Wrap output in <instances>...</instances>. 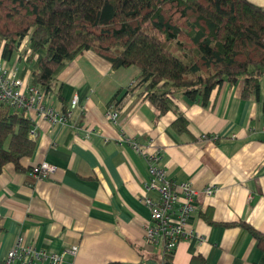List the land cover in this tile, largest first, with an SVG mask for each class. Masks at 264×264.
<instances>
[{
	"label": "crops",
	"instance_id": "0c3cea01",
	"mask_svg": "<svg viewBox=\"0 0 264 264\" xmlns=\"http://www.w3.org/2000/svg\"><path fill=\"white\" fill-rule=\"evenodd\" d=\"M247 1L264 9V0ZM27 49L21 42L11 66ZM25 71L24 63L19 75L27 81ZM138 77L136 67L113 69L90 50L54 76L44 103L70 116L65 124L35 117L33 151L20 160L25 170L10 163L0 168V260L21 237L53 252L76 246L62 264H188L198 254L204 264H264V252L238 224L264 235V71L256 97H241V79L223 80L204 102L173 90L171 109L161 114L136 85ZM73 96L77 103L70 107ZM109 105L114 119L106 117ZM178 115L185 119L182 132L172 127ZM132 141L157 151L168 179L198 191L187 226L199 243L194 235L183 238L165 258L158 246L143 245L149 212L139 198L147 165ZM40 162L52 171L34 180L28 170ZM208 184L216 190L205 197L200 191Z\"/></svg>",
	"mask_w": 264,
	"mask_h": 264
},
{
	"label": "trees",
	"instance_id": "16d2710c",
	"mask_svg": "<svg viewBox=\"0 0 264 264\" xmlns=\"http://www.w3.org/2000/svg\"><path fill=\"white\" fill-rule=\"evenodd\" d=\"M25 40L18 58L29 85L48 92L65 63L90 50L113 69L136 67V85L158 114L171 109L173 90L204 102L223 80L241 79V97H256L264 71V9L247 0H0V57L8 60ZM29 126L24 114L0 105V168L25 170L20 160L34 148ZM172 127L184 131L185 119L176 116ZM238 224L264 252V235Z\"/></svg>",
	"mask_w": 264,
	"mask_h": 264
},
{
	"label": "built area",
	"instance_id": "2783aa9c",
	"mask_svg": "<svg viewBox=\"0 0 264 264\" xmlns=\"http://www.w3.org/2000/svg\"><path fill=\"white\" fill-rule=\"evenodd\" d=\"M45 94L38 86L29 85L25 77L17 73L16 66L0 65V105L21 112L29 119L27 136L31 140H34L36 135L35 117H41L50 124H65L70 116L69 110L57 112L50 104L44 103ZM76 103L77 98L73 96L70 107H74ZM106 117L115 118L112 105L107 107ZM200 137L202 140H215V136L207 134ZM122 141L119 137L117 143L121 144ZM129 144L144 158L147 165L148 177L143 185V194L139 198L149 212V218L143 228V245L158 246L161 256L165 258L183 238L194 235L199 243L200 237L187 226V220L196 208L198 191L187 182L176 183L168 179L163 168L158 165L157 151L150 150L148 144L143 147L133 141ZM51 171L52 166L40 162L29 168L28 175L34 180H41L48 178ZM215 190L214 184H208L200 192L205 197H210ZM76 251L77 247L74 245L67 246L60 252L37 249L17 237L0 260V264H62L65 256L73 258Z\"/></svg>",
	"mask_w": 264,
	"mask_h": 264
},
{
	"label": "rangeland",
	"instance_id": "374dc122",
	"mask_svg": "<svg viewBox=\"0 0 264 264\" xmlns=\"http://www.w3.org/2000/svg\"><path fill=\"white\" fill-rule=\"evenodd\" d=\"M25 42H27V41L25 40ZM13 63H14L13 56L10 57L8 60L2 59L0 57V65L2 67H7V66L10 67ZM15 64H16L17 73L20 74L21 69L24 66V62L20 60V61L16 62Z\"/></svg>",
	"mask_w": 264,
	"mask_h": 264
},
{
	"label": "water",
	"instance_id": "95a60500",
	"mask_svg": "<svg viewBox=\"0 0 264 264\" xmlns=\"http://www.w3.org/2000/svg\"><path fill=\"white\" fill-rule=\"evenodd\" d=\"M165 264H167V263H165Z\"/></svg>",
	"mask_w": 264,
	"mask_h": 264
}]
</instances>
